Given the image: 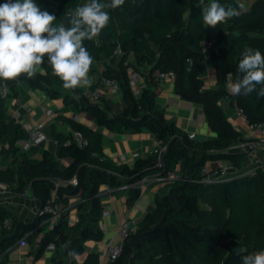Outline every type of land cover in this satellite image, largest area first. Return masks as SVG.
Masks as SVG:
<instances>
[{"label": "trees", "instance_id": "trees-1", "mask_svg": "<svg viewBox=\"0 0 264 264\" xmlns=\"http://www.w3.org/2000/svg\"><path fill=\"white\" fill-rule=\"evenodd\" d=\"M4 2L0 0V4ZM35 2L42 9L55 13L56 23H62L66 10L81 6L82 0ZM218 2L228 7L235 5L237 0ZM240 2L244 7L238 16L212 28L203 23L199 0H125L121 7L108 9L110 22L99 36L84 42L101 68L100 79L90 92L81 87L65 92L63 81L52 74L46 63L44 75H36L34 79H27L26 74L17 77L44 89L50 97L63 96L66 105H75L94 116L98 127L119 133L149 130L168 145L164 167L156 166V155L140 157L131 166L106 159L101 134L95 128L73 123V129L83 132L89 140L86 147L74 141L66 144L72 139V133L55 131L54 137L64 145L70 163L63 164L50 152H45L42 160L24 157L17 180L9 185L13 193L31 188L43 203L54 191L66 207L70 198L88 199L93 220L89 222L85 209L79 220L69 227V211H64L46 235L48 241L58 243L60 239L64 242L70 228L80 234L79 241L73 242L71 247L79 253L83 241L103 238V231L96 223L102 213L97 196L100 186L120 188L155 172L168 176L180 164L181 176L172 183L167 182L168 191L156 198L155 208L148 211L145 219L126 237L123 255L111 264H125L128 258L131 264H138L143 253L148 255V261L143 264H242L238 247L244 255L264 250V173L202 182L208 161L223 159L241 167L246 154L227 151L246 138L229 121L222 100L229 99L242 107L250 123L264 122V98H258L256 93L247 97L233 96L227 91L228 74L231 73L234 80L240 74L238 64L245 47L258 49L264 55V44L259 42L264 38V0ZM152 44L157 46L158 54ZM119 46L123 50L120 57L115 52ZM205 60H211L216 67L213 87L201 77V64ZM129 65L145 76L146 85L138 97L129 82ZM171 71L175 73V92L204 106L215 137L203 141L190 139L187 132L166 118L156 100L161 88L158 74ZM109 78L117 80L123 94L124 106L116 112L104 95L92 99L96 88ZM8 82L10 94H15L12 80ZM7 101L8 96H0V143L3 144L11 141V137H26L16 120L8 117ZM4 173L6 171L0 169V181ZM75 176L78 185L62 182L56 186L58 179L68 181ZM128 190L131 205L140 197L141 190L136 186ZM48 217L38 211L34 221H19L11 210L0 204V249L8 245L7 239L34 230ZM99 263L98 253L89 254L85 261V264ZM56 264H62V260Z\"/></svg>", "mask_w": 264, "mask_h": 264}, {"label": "crops", "instance_id": "crops-1", "mask_svg": "<svg viewBox=\"0 0 264 264\" xmlns=\"http://www.w3.org/2000/svg\"><path fill=\"white\" fill-rule=\"evenodd\" d=\"M88 2L89 0H82L81 6ZM152 48L158 54L157 46L152 44ZM130 58L132 59L133 56L131 55ZM40 69L46 72L43 65L40 66ZM216 74V67L211 60L202 62L201 77L207 82L208 86L213 87L216 85ZM37 75H41L40 71L37 72ZM100 76L101 68L94 62L88 74L89 83L81 86V88L87 93L90 92L91 87L100 79ZM12 82L15 86V94L12 92L8 96V117L16 120L25 136L27 135L24 129L25 123L35 125L37 122L43 121L46 124L45 141L33 147L30 151H25L22 148L23 137L19 139L11 137V141H6L4 144L0 143L1 146L4 145L5 150L3 151L13 148L11 150L12 154L9 156L13 157L15 154H21L22 158L19 160L21 164L24 157L42 160L45 152L52 153L63 164L70 163V159L67 157L63 147L64 145L54 137V132L72 133V130H74L73 123L75 122L85 124L100 132L102 149L107 157L106 159L109 161L127 163L132 166L136 161L133 157L134 152H140L142 158H147L151 155L149 148L155 140V135L149 130L138 133H119L111 131L106 127H98L94 116L89 115L84 110H79L75 105H66L63 96L50 97L44 89L33 87L25 79L16 78ZM63 90L65 92L69 91L66 88ZM1 91L2 85L0 83V96ZM104 96L110 103V108L113 112L123 108L124 102L121 90L107 91ZM156 100L160 107L164 109L168 120L175 122L187 133L195 132L197 140L203 141L216 136V133L209 127L204 106L178 95L175 92L173 79L167 78L161 81L160 92ZM221 105L225 109L229 121L238 131L244 133L245 141L250 139L252 134L246 121L236 113L237 105L232 104L229 99L222 100ZM238 143L231 145L227 151L243 153L241 150H238ZM16 149L18 151L14 153ZM15 158L16 156L8 158L6 154L3 155L0 152V169L4 170L9 166L12 167ZM238 170H242L245 175L264 173V147L259 150L256 162L252 161L250 155L246 153L242 158V164ZM258 170L261 171L259 172ZM180 171L179 164L174 172L180 173ZM29 190L32 191V196L30 197L27 196ZM166 191H168L166 181L151 183L141 193L140 197L130 205L128 201L130 190L128 188H114L112 192H106L105 186L102 185L97 195L100 199L102 213L95 220L103 231V238L101 240L87 239L83 241L81 243L82 250L79 252V261L70 258L68 252L72 250V243L79 241L80 234L69 228V237L64 242L60 239L58 243L54 240L48 241L46 235L50 230L48 225L43 221L32 231L22 235L17 234L14 238L7 239L5 243H8V245L5 249H0V264H56V261L59 260H62V264H85L86 258L91 253L99 254L100 264H111L107 258L102 259L101 254L107 246L116 245L120 241L121 233L119 227L122 220L129 218L132 221V231L135 230L138 224L145 219L148 211H152L155 208L156 198L163 195ZM89 203L88 199L82 200L79 197L70 198L69 205L65 206V211H69V215L67 216L69 227L74 224L70 218L78 221L80 213L85 209L84 212L88 215L89 222L93 220L88 209ZM0 204L11 210L19 221L30 223L36 219L38 211L44 203L29 188L24 192L14 193L10 197L3 198ZM69 206L70 208H68ZM22 238H25L27 241L25 245L20 243ZM50 244H54L55 252L52 256H47L45 253ZM125 264H131V259L128 258Z\"/></svg>", "mask_w": 264, "mask_h": 264}, {"label": "clouds", "instance_id": "clouds-1", "mask_svg": "<svg viewBox=\"0 0 264 264\" xmlns=\"http://www.w3.org/2000/svg\"><path fill=\"white\" fill-rule=\"evenodd\" d=\"M125 0H89L82 6L67 9L64 21L56 23L57 16L42 9L35 0H5L0 4V78L14 80L22 74L34 79L37 72L46 74L45 63L52 74L63 81L66 89H75L89 83L88 74L94 63L85 41L94 40L108 26V9L121 7ZM203 23L216 28L218 24L240 14L244 7L240 0L235 5L222 6L218 0H199ZM238 64L239 75L233 81L228 74L227 91L230 95L245 97L256 93L264 98V55L258 49L245 47ZM55 246L50 244L47 256ZM242 264H264V250L242 254ZM68 256L79 261L80 254L71 250Z\"/></svg>", "mask_w": 264, "mask_h": 264}, {"label": "built area", "instance_id": "built-area-1", "mask_svg": "<svg viewBox=\"0 0 264 264\" xmlns=\"http://www.w3.org/2000/svg\"><path fill=\"white\" fill-rule=\"evenodd\" d=\"M115 52L117 53L118 57H120L123 54V50L120 46L116 49ZM126 64H128V61L126 62ZM128 73H129V82L133 90V93L136 97H138L139 95H141L142 90L146 85L145 76L142 74L141 70L135 69L130 65L128 67ZM158 78L160 79V81L167 78L174 80L175 73L173 71L161 72L158 74ZM231 79L234 81L232 74H231ZM8 81L9 80L6 79H0V83L2 85L1 96L3 97L9 96L11 91ZM227 83H228V78H227ZM117 90H120V85L116 79L114 78L104 79L102 85L96 88V90L93 92L92 99L94 100L99 99L107 91H117ZM49 113H51V111H49ZM236 113L246 121L249 131L252 134V137L250 139H247L246 141L243 140L238 143V150H241L244 153H248L252 161L256 162L258 158L259 150L262 147H264V122L250 123L247 119L245 110L239 106L236 107ZM24 129L27 132V135L23 139V144H22V148L25 151H30L33 147L45 141L46 124L43 121L41 122L39 121L35 125L25 123ZM188 136L190 139H196L195 132L188 133ZM72 141L76 142L81 147H86L89 145V140L84 136L83 132H81L80 130H72V139H69L66 144ZM167 149H168V145L162 139L155 137L154 142L149 148V152L151 155L157 156V163H156L157 167L162 168L165 166L164 155ZM133 157L135 159H138L141 157V153L134 152ZM231 171H232V166L229 162L223 159H217L213 161L210 160L207 162L204 168V176L202 178V182L213 183V182L224 181L225 179L230 177L229 174L231 173ZM178 178L179 177L176 175L175 172L170 173L168 176H162L160 173L155 172L153 174L144 176L143 178L139 179L138 181L132 184H126L120 188H128L130 186H136L140 188L142 193L145 190V188L151 183L157 181L171 182L177 180ZM62 182H68L73 185H78L79 183L78 178L75 176L68 181L58 179L56 182V186L60 185ZM104 186L106 192H112L114 189L113 187L107 185ZM11 190L12 189L9 184L5 183L4 181H0V202L3 198L6 197L7 194L11 192ZM68 208H70V206ZM65 210L66 208L64 204L59 200V197L57 196L55 191L53 192L52 196L39 209L40 214L49 215V217L44 220V222L48 225L49 230H51L55 226V224L61 218ZM70 220L73 221L74 223L76 222L75 220H72V218H70ZM131 222L132 221L129 218H125L122 220L119 227V231L121 233L120 241L116 245L107 246V248L101 254L102 259L107 258L110 262H113L119 259L123 255L125 239L132 232ZM20 243L25 245L27 241L25 240V238H22L20 240Z\"/></svg>", "mask_w": 264, "mask_h": 264}, {"label": "rangeland", "instance_id": "rangeland-1", "mask_svg": "<svg viewBox=\"0 0 264 264\" xmlns=\"http://www.w3.org/2000/svg\"><path fill=\"white\" fill-rule=\"evenodd\" d=\"M207 3H209V0H205V4H207ZM259 42L261 43V44H264V38H261V39H259ZM155 51V50H154ZM1 148H0V151L2 150V152L1 153H3V155H7V157L8 158H13V157H15L16 156V158L13 160V166L11 167V166H9L8 168H6V169H4V171H6V173H4L3 175H2V180L5 182V183H7V184H10V182L11 181H15V180H17V177H18V169H19V167L21 166V162L19 161V160H21V158H22V155L21 154H15L13 157H11V156H9L10 154H12V152H11V150L13 149V148H11V149H9V150H6V151H3V150H5V148H4V145L3 146H0ZM11 152V153H10ZM231 164V166H232V171L231 172H233V173H230L229 174V176H233V175H236V176H243V175H245V173L243 174V171L242 170H238V168L239 167H236V165L235 164H233V163H230ZM260 169V168H259ZM235 171V172H234ZM259 172L261 171V170H258ZM176 175L178 176V177H180L181 176V173H176ZM173 181H171V183H172ZM14 193H13V191L11 190V192L9 193V194H7L6 195V197H10V196H12ZM27 196H32V191L31 190H29V192H28V194H27ZM205 198H206V196H205ZM205 202H207V199L205 200ZM148 261V255L146 254V253H143V254H141V259H140V263L141 264H143V263H145V262H147ZM139 263V264H140Z\"/></svg>", "mask_w": 264, "mask_h": 264}, {"label": "water", "instance_id": "water-1", "mask_svg": "<svg viewBox=\"0 0 264 264\" xmlns=\"http://www.w3.org/2000/svg\"><path fill=\"white\" fill-rule=\"evenodd\" d=\"M148 35H149V34L147 33V36H148ZM230 212H231V211L229 210L228 213H230ZM240 249H242V248L238 247V248H237V252H238V250H240ZM238 253H239V252H238Z\"/></svg>", "mask_w": 264, "mask_h": 264}]
</instances>
